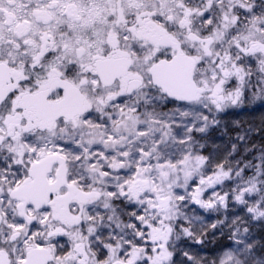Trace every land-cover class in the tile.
Masks as SVG:
<instances>
[{"label":"snow or ice","instance_id":"snow-or-ice-1","mask_svg":"<svg viewBox=\"0 0 264 264\" xmlns=\"http://www.w3.org/2000/svg\"><path fill=\"white\" fill-rule=\"evenodd\" d=\"M0 264H264V0H0Z\"/></svg>","mask_w":264,"mask_h":264},{"label":"rangeland","instance_id":"rangeland-1","mask_svg":"<svg viewBox=\"0 0 264 264\" xmlns=\"http://www.w3.org/2000/svg\"><path fill=\"white\" fill-rule=\"evenodd\" d=\"M259 115H260V113L257 112V113H256V118H257V120H258V118H259ZM217 142L219 143L220 141L218 140Z\"/></svg>","mask_w":264,"mask_h":264}]
</instances>
